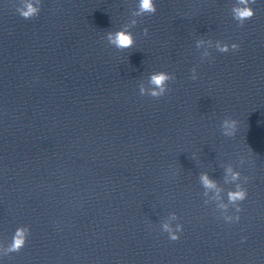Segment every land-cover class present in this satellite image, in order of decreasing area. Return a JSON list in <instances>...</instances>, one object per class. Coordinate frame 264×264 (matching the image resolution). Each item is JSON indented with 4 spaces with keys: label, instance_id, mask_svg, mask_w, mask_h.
Returning a JSON list of instances; mask_svg holds the SVG:
<instances>
[{
    "label": "clouds",
    "instance_id": "9594fccd",
    "mask_svg": "<svg viewBox=\"0 0 264 264\" xmlns=\"http://www.w3.org/2000/svg\"><path fill=\"white\" fill-rule=\"evenodd\" d=\"M256 0H239V4L242 5V7H235L233 9V19L238 22L239 26H243L244 22L246 20L251 19L254 15V9L250 6L251 4H255ZM19 15L23 17L24 19H32L36 17L40 9L36 6H34L32 3H28L25 5L23 9H18L17 10ZM157 11L156 9V4L154 0H140L139 3V12L137 15L143 14V13H149V14H155ZM144 34H148V29H144ZM109 40L111 43H113L118 49H126L129 48L133 45L134 43V38L131 35V33L120 30L117 31L116 33H109ZM114 36V39H113ZM231 50H238L239 45L236 43H233L230 46ZM228 45H225L221 47L219 50L222 53H226L230 50ZM171 77L164 73V72H157L154 73L151 76L150 82L156 86V88L159 89V91H153L151 95L153 97L159 98L164 95V85L165 83L170 79ZM195 79V77H193ZM141 93L143 94V89H141ZM237 125V121L233 119H224L222 126L225 129H232V131H225L224 135L225 136H231L235 134V128ZM235 178V176H234ZM202 180L206 186L212 187V183L208 180L207 176H203ZM247 196V191H239L233 194H230V199L232 201H243L246 199ZM237 211H241V209H237ZM231 219V218H229ZM236 221L240 219L239 216L235 217ZM164 230L168 232L169 238L172 241H176L179 239L178 233L182 232L183 226L182 225H177V228L175 231H173L167 224L164 225ZM26 244V230L25 229H17L16 233L13 237V242L9 248V251L11 252H19Z\"/></svg>",
    "mask_w": 264,
    "mask_h": 264
}]
</instances>
